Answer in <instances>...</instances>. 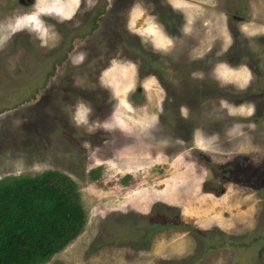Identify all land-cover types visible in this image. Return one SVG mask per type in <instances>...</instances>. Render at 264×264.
Masks as SVG:
<instances>
[{
  "label": "rangeland",
  "instance_id": "obj_1",
  "mask_svg": "<svg viewBox=\"0 0 264 264\" xmlns=\"http://www.w3.org/2000/svg\"><path fill=\"white\" fill-rule=\"evenodd\" d=\"M47 170L44 264H264V0H0V179Z\"/></svg>",
  "mask_w": 264,
  "mask_h": 264
},
{
  "label": "trees",
  "instance_id": "obj_2",
  "mask_svg": "<svg viewBox=\"0 0 264 264\" xmlns=\"http://www.w3.org/2000/svg\"><path fill=\"white\" fill-rule=\"evenodd\" d=\"M76 181L58 170L0 179V264H44L84 230Z\"/></svg>",
  "mask_w": 264,
  "mask_h": 264
}]
</instances>
